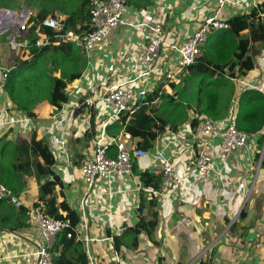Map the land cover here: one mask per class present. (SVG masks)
<instances>
[{
	"label": "crops",
	"instance_id": "0c3cea01",
	"mask_svg": "<svg viewBox=\"0 0 264 264\" xmlns=\"http://www.w3.org/2000/svg\"><path fill=\"white\" fill-rule=\"evenodd\" d=\"M257 6L264 13V0H227L220 20L228 22ZM215 9V0H127L122 22L110 29L105 41L91 52H85L72 41H63L73 43L81 51L78 59L81 75L68 85L67 101L53 116L45 101L34 109L35 118H28L0 90V139L13 144L35 132L38 139H46L55 158L51 175L39 180L33 175L21 177L17 194L23 201L21 208L0 203V264L35 263L34 252L41 237L29 220L27 209L39 203V185L53 177L58 181L54 188L57 203L65 201L79 218L76 245L66 251L75 264L79 262L80 252L86 264H264V125L255 138L256 149L250 153L240 149L232 153L220 177L211 174L198 181L195 199L190 197L187 183L197 177V171L189 163L192 154L186 146L192 145L194 151L213 150L211 144L204 145L206 138L191 128V119L195 117L192 112H188L187 119L175 131H164L152 141L147 155L134 162L132 175L125 180L113 177L87 190L80 174L81 162L91 153L96 139L110 140L127 132L118 127L120 116H113L105 106V95L128 81L135 88L145 89L147 95L161 83L165 94L180 91L181 77L173 82L175 90L164 78L165 72L179 59L173 46L193 34L205 18L214 15ZM156 21L163 25L164 43L151 72L138 78L136 65L147 44L148 26ZM256 50L253 70L246 77L230 79L234 94L227 115L219 122H234L237 97L263 83L264 41L256 44ZM9 54L14 55L4 49L1 55L8 58L0 64H10L11 68L13 56ZM27 57L30 54L24 56ZM10 117H18V122L6 125ZM220 142V138H215L213 143L218 160ZM129 145L134 147L133 138ZM156 151L175 160L184 183L155 195L157 217L153 219L147 200L152 192H157L151 186L162 176ZM145 173L152 178L150 186L143 183ZM142 203L146 220L155 221L154 229L138 236L134 250L128 247L129 238L123 239L116 250L114 239L138 222ZM60 214L65 216L66 212ZM181 215L190 220L189 225L179 222Z\"/></svg>",
	"mask_w": 264,
	"mask_h": 264
},
{
	"label": "trees",
	"instance_id": "16d2710c",
	"mask_svg": "<svg viewBox=\"0 0 264 264\" xmlns=\"http://www.w3.org/2000/svg\"><path fill=\"white\" fill-rule=\"evenodd\" d=\"M11 0H0V9L11 10ZM29 6L38 8L42 16L57 18L66 16L64 28L59 32L45 29L41 19L32 17L27 39L34 44L40 35L49 38L48 46L31 48L30 57L18 58L8 69L6 84L3 90L9 96L16 110L28 118H35L34 109L41 101H46L52 109V116L57 114L62 104L67 101L68 85L77 81L81 75L78 66V47L73 43H63L61 35L70 30L76 35L92 31L90 12L93 0H26ZM246 32V33H244ZM10 32L2 34L7 39ZM7 35V36H6ZM1 38V37H0ZM264 41V13L257 6L246 15L234 16L227 22V29L212 32L200 50L193 65L187 67L180 76L182 88L172 95L163 93V83L141 101L132 113H123L118 120L119 129L127 131L134 139V148L148 150L152 141L162 135L168 126L171 131L188 117V112L195 114L190 126L196 130L202 117L222 119L227 115L234 94L231 78L246 77L254 68V59L258 54L256 44ZM208 44V45H207ZM50 55V60H48ZM46 60L49 62L46 63ZM173 90L175 86L170 83ZM155 101V103H152ZM237 112L236 127L247 134H256L264 125V95L255 89H246L235 100ZM116 150L111 147L110 155ZM55 158L48 148L46 139H38L35 132L11 144L0 139V183L18 194L21 177L24 175L41 177L51 175ZM134 164V163H133ZM145 186L151 185L152 178L145 173L142 176ZM57 179L39 185L38 200L45 206V213L56 220L68 222L56 237L51 250L53 264H75L67 257L66 251L76 245L75 228L78 216L68 207L65 201L57 203L54 188ZM162 176L152 184L153 191L161 189ZM141 197V201H142ZM0 203H3L0 201ZM147 204L156 219V198L150 195ZM60 211L66 212L65 216ZM138 222L118 238L114 239V248L129 238L128 247H137L138 236L154 229L155 221H147L143 215L144 205L140 204ZM69 235V236H68ZM78 264H86L81 252Z\"/></svg>",
	"mask_w": 264,
	"mask_h": 264
},
{
	"label": "built area",
	"instance_id": "2783aa9c",
	"mask_svg": "<svg viewBox=\"0 0 264 264\" xmlns=\"http://www.w3.org/2000/svg\"><path fill=\"white\" fill-rule=\"evenodd\" d=\"M215 2L216 9L214 15L205 18L193 34L177 46H173V49L179 55V59L177 64L164 74V78L168 83L177 81L185 69L195 63L210 33L227 29V22L220 20V14L227 0H215ZM126 12L127 0H93L90 12L92 31L87 34L76 35L70 30H66L61 35V39L63 41H72L81 46L85 52L89 53L105 41L110 29L122 22ZM32 17H35L34 13L27 9L20 13L9 9L0 13V35L10 32L8 37L12 49L15 51L24 48L28 51L27 54H31L30 50L33 47L41 48L48 46L49 38L45 34L40 35L34 44H30L27 39ZM40 21L43 28L54 32H59L64 28V21L58 18L45 17ZM148 31L147 44L143 47L141 57L136 65L138 78L145 77L151 72L164 43L165 34L161 22H151L148 26ZM21 39L22 42L19 43ZM7 73L8 69H0V90H3L6 84ZM254 88L264 94V81L254 86ZM146 96L147 91L145 89L135 88L132 82L128 81L115 86L114 89L105 95L103 102L109 112L116 117L126 112L132 113ZM18 119V117H10L5 124L14 125L18 122ZM168 130L169 127L167 126L165 131ZM260 132L247 134L239 130L233 121L226 123L206 116L202 117L196 128V133L206 138L204 145L211 144L213 152L208 153L205 150L194 151L192 145L186 146L187 149L191 150L192 154V159L189 160V163L197 171V177L187 183L190 187V197L195 199V185L198 181L211 174L220 177L221 170L225 167L226 161L236 150L240 149L246 153L255 150V138ZM215 138L221 139L218 146L221 154L219 160L213 147ZM131 140V135L128 132H123L110 140L98 138L93 142L91 153L83 158L80 166L81 178L87 190H92L94 185L99 181H105L113 177L125 180L132 175L133 163L138 158L146 156L148 152L130 146ZM111 147H114L116 150L115 156L110 155ZM154 155L156 161L161 165L162 183L160 192H152L151 194L159 195L174 186L184 183V179L178 175V164L175 163V160L171 156L167 157L160 151H156ZM0 201L15 208L23 206L20 196L14 194L1 183ZM27 215L30 222L38 229L39 236L41 237V243L34 252V264H53L51 250L55 244L57 235L63 229L69 227L68 222L49 217L45 213L44 204L40 202L30 205L27 209ZM179 222L185 225L190 224V220L183 215L180 216Z\"/></svg>",
	"mask_w": 264,
	"mask_h": 264
},
{
	"label": "rangeland",
	"instance_id": "374dc122",
	"mask_svg": "<svg viewBox=\"0 0 264 264\" xmlns=\"http://www.w3.org/2000/svg\"><path fill=\"white\" fill-rule=\"evenodd\" d=\"M8 5H9V8L10 9H14V11L17 12V13H20L21 10H22V8H26L27 10L32 11L34 13V15H36L38 17H48V16H42V15H40L39 9L38 8H33L32 6H29L26 0H11ZM59 17L60 16L58 15L57 18H59ZM61 17L62 18H60V19L63 20V21H65L66 16L64 15V16H61ZM0 37H1L0 38V44H1L0 45V56H2L1 53L4 52V49H7L8 51H11V53H14V55L9 54V57L10 56L11 57L13 56V58H12L13 61L15 59H18V58H20V59L24 58V56L28 53V51L26 49H24V48L23 49H20L19 48L20 50L15 51L14 49H12V45L10 44V41L9 40H6L4 38L2 39V37H5V36H0ZM21 42H22V39H21V41L19 43H21ZM7 58H6V56H2L0 61L2 63H5L6 62L5 60ZM47 58H48V60H50V55H48ZM46 63L48 64L49 62L46 60ZM10 66H11L10 64L9 65H5V66H3L2 64H0V69L5 70V69L10 68ZM44 102H45V100L44 101H41L40 103H38V105H40V104H42Z\"/></svg>",
	"mask_w": 264,
	"mask_h": 264
},
{
	"label": "water",
	"instance_id": "95a60500",
	"mask_svg": "<svg viewBox=\"0 0 264 264\" xmlns=\"http://www.w3.org/2000/svg\"><path fill=\"white\" fill-rule=\"evenodd\" d=\"M5 11H6V9H0V13H3Z\"/></svg>",
	"mask_w": 264,
	"mask_h": 264
},
{
	"label": "bare ground",
	"instance_id": "6f19581e",
	"mask_svg": "<svg viewBox=\"0 0 264 264\" xmlns=\"http://www.w3.org/2000/svg\"><path fill=\"white\" fill-rule=\"evenodd\" d=\"M10 17V16H9Z\"/></svg>",
	"mask_w": 264,
	"mask_h": 264
}]
</instances>
